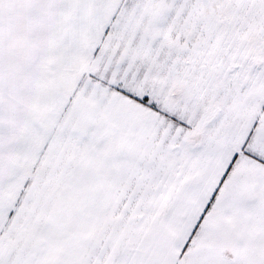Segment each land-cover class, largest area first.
Instances as JSON below:
<instances>
[{"label": "snow or ice", "instance_id": "1", "mask_svg": "<svg viewBox=\"0 0 264 264\" xmlns=\"http://www.w3.org/2000/svg\"><path fill=\"white\" fill-rule=\"evenodd\" d=\"M0 264H264V0H0Z\"/></svg>", "mask_w": 264, "mask_h": 264}]
</instances>
